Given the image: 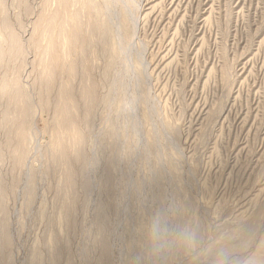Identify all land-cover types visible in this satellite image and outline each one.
Here are the masks:
<instances>
[{"label": "rangeland", "instance_id": "obj_1", "mask_svg": "<svg viewBox=\"0 0 264 264\" xmlns=\"http://www.w3.org/2000/svg\"><path fill=\"white\" fill-rule=\"evenodd\" d=\"M256 261L264 0H0V264Z\"/></svg>", "mask_w": 264, "mask_h": 264}, {"label": "clouds", "instance_id": "obj_2", "mask_svg": "<svg viewBox=\"0 0 264 264\" xmlns=\"http://www.w3.org/2000/svg\"><path fill=\"white\" fill-rule=\"evenodd\" d=\"M157 7H160V5H157ZM239 16H240L241 18H244L245 20L247 19V13H246L245 8H241V9H240Z\"/></svg>", "mask_w": 264, "mask_h": 264}, {"label": "bare ground", "instance_id": "obj_3", "mask_svg": "<svg viewBox=\"0 0 264 264\" xmlns=\"http://www.w3.org/2000/svg\"><path fill=\"white\" fill-rule=\"evenodd\" d=\"M52 31H53V30H52ZM103 37H104V36H103ZM102 39H104V38H102ZM105 40H106V39H105ZM106 44H107V43H106ZM53 59H54V58H53ZM108 66H109V65H108ZM256 263H257V264H260L259 261H256Z\"/></svg>", "mask_w": 264, "mask_h": 264}]
</instances>
